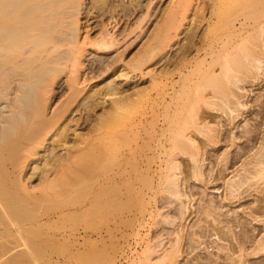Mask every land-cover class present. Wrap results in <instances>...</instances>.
I'll use <instances>...</instances> for the list:
<instances>
[{
	"label": "bare ground",
	"instance_id": "obj_1",
	"mask_svg": "<svg viewBox=\"0 0 264 264\" xmlns=\"http://www.w3.org/2000/svg\"><path fill=\"white\" fill-rule=\"evenodd\" d=\"M193 1L180 0L172 6L169 17L173 25L168 33L173 37L166 38L165 32H161L162 41L160 36L155 48L150 50L149 45L150 51L145 49L146 53L143 48L134 52L126 68L134 74L128 80L139 76L137 80L128 81L130 84L124 87H120L124 83L118 86L114 82L84 97L88 100L82 108L88 114L98 107L97 100L104 99L100 98L104 93L113 101L86 137L76 136L73 145L67 146L61 143L67 142L66 129L60 131L58 127L54 131L63 119L60 113L63 108L54 111L57 113L51 117L44 112L57 76L64 70L69 73L66 82L69 97L64 107L74 104L80 92L78 75L85 53L91 50L108 55L125 42L129 43L124 51L140 42L141 5L136 4L133 28L120 30L117 29L120 19L112 9L110 17L103 21L101 17V22L94 26L90 21L96 17L88 11L92 17L79 27L76 19L82 5L80 0H0V207L9 203L8 209L0 208V235L8 237L4 239L6 243L3 236L0 241L10 244L12 240L9 245L13 244L12 252L16 247L28 252L30 246L34 247L31 243L35 244L30 243L31 239L35 241L37 237L40 247L49 239L44 236L49 227L55 229V224L63 219L90 212L92 224L87 223V230L82 227L85 231H80L82 238L92 240L95 255L102 246L108 249L109 241L117 236L115 223L120 221L123 225V246L114 264H220V252H224L230 264H244L248 257L264 253V237L246 249L234 231L241 218L221 213L224 202L227 201L226 207L249 198L254 186H263L259 193L264 198V0H209L210 4L206 2L202 8L195 6L199 11L193 9L190 28L182 38L185 43L166 60L161 53L168 46L166 40L168 37L171 40L170 48L180 44L177 38L183 34L181 23ZM203 24L206 32L199 35L198 29ZM95 27L99 28L91 37ZM118 57L106 66L107 61L101 59L90 72L93 76L115 73ZM148 63L157 66L158 73L154 70L144 73ZM144 74L150 77L153 95L148 87L137 84ZM255 90L259 95L253 98ZM252 103L258 110L250 123L247 117L252 114ZM50 133L56 134L50 146L63 147L65 157L54 155L51 162L43 164L44 179L36 189L28 191L18 176L19 187L15 175L34 162L33 157L45 147ZM222 146L234 147V153L233 149L220 153ZM6 156L13 160L12 167L6 164L11 170L4 167L10 159ZM76 186H93L86 201L69 194ZM180 186L184 187L182 193L178 190ZM198 186L204 187V192L211 186L215 194H219L218 186H223L227 195L219 197V202L213 197L200 200L195 207L197 204L191 205L195 199L192 193L195 190L199 193ZM10 187L17 190L12 192ZM116 187L122 198L119 194L112 195ZM263 198L256 201L254 208L249 205L250 215L264 216ZM119 200L124 203L121 209ZM173 202L181 208L171 207ZM190 217L198 220L187 227L185 222ZM181 220L184 224L179 223ZM202 221L207 225L205 233L196 230ZM171 225L176 228L167 232ZM164 230L166 233L161 234ZM212 236L227 244L211 240L209 243H216L219 253L202 257L197 249L205 243L198 238L208 240ZM50 237L49 241L53 240ZM55 241L58 246V237ZM4 248L0 247V252L11 253L3 251ZM6 254L1 255L0 264L3 260L5 264ZM13 259L10 263L16 264Z\"/></svg>",
	"mask_w": 264,
	"mask_h": 264
},
{
	"label": "rangeland",
	"instance_id": "obj_2",
	"mask_svg": "<svg viewBox=\"0 0 264 264\" xmlns=\"http://www.w3.org/2000/svg\"><path fill=\"white\" fill-rule=\"evenodd\" d=\"M80 1H81L82 5L80 6V14H79L78 18L76 19L79 27L82 28L83 26H85L86 25L85 21H87L89 18L92 17V15L87 14L88 11H92L93 14L96 17V19L90 21L92 26H94L95 24L97 25L98 22L99 23L101 22L100 21L101 17H102L101 18L102 21H103V19H107V17H110L109 16V14L111 13L110 9H112V11H114L115 13L117 12L115 15L117 16V18L120 19V24L117 26V29L121 28L120 30H122L123 28L127 29V27L130 28V29H131V27L133 28L132 24L135 21L134 17L136 15L135 14L136 13L135 9H136L137 5L140 4L141 5L140 8L142 9L141 13H142V16H143V20H142V24H141V30H142L141 32H142V34H141L140 42L136 46L128 48L126 51H124V50H125V47L127 46V44L129 42L128 43L125 42L123 47L118 49L116 52L110 53L108 55L96 54L95 52H93L91 50L88 53H85V55L82 57L83 66H82L81 74L78 75L79 76L78 77L79 84H78L77 87H78L80 92H79V95H78V98H77L76 102L74 104H72V105L68 104V106L70 108H68V106L64 107L65 100L69 97V95H68L69 91L67 90L68 87H67V83L66 82L69 79L70 75H69V73L66 70H64L59 76H57V78L55 80V83L52 86V93H50V97H49L50 99L46 103V106H45L46 108H45L44 112H45V115H47L48 117H51L52 114L54 115L55 113H57V112H54V111L60 110L61 108H63V110H60V113H62L64 115L63 119L57 123V125L55 126L54 131L58 127H61L60 131H62L63 129H66L65 134H66V141L67 142H61V143H64V144L66 143L65 145H67V146L73 145V142H74L76 136L86 137L87 136L86 134H87L88 130L90 128H92L94 125H97L99 123V121L103 119V117L105 115V113H103V112L106 109H109L110 104L113 101V99L111 97L105 96V93H104L103 94L104 96L103 95L100 96V98H104V99H102V100L98 99L99 101L97 100V103H99L98 107H96L94 112H91L90 114H88L82 108V105L85 102H87V100H88V98L84 99V97L92 96V95H94V93L99 91L101 88L102 89H106L107 87H110V85H112L114 82L118 86H119V84L121 85L122 83H124V84H122L120 86V87H122V86L124 87L126 83H129L128 81H130V83H132L133 80H137L139 78V76H136L135 77L136 79L132 80V78H131V80H128L134 74H131L130 71L127 72V69L129 70V68H126V67H128V63L132 59V56H133L134 52H136L138 48H143L144 53H146V50L147 51L149 50V48H148L149 45L151 47L150 50L155 48L156 47L155 42L157 44V41L160 39V36H161V40H159V41H162L163 35H162L161 32H165V37L166 38H167V36H169L170 38L173 37V36H171V34L168 33V31H170V26L173 25L172 20L170 19L169 16H170V13H171V10H172V6L175 7L174 5H176V3H178V1H180V0H80ZM206 2H208V4H210L209 0H203V1L202 0H195V1H193L192 7L188 10V12L185 15V19L181 23L182 27L180 29V32H182L183 34H182V36L177 38V39H179V41H180L179 43L180 44H176L175 46L170 48L169 45H171L172 42L168 44V41H169L168 40L169 37H168V39L166 40V43H167L168 46H166V48H164V50H162L164 52H161V53H164L166 55L164 59H166V60L168 59L169 60V58L174 56V54H177L178 50H176V49H178L180 45L182 46V44L185 43V41H183L182 38H183V36H185L184 34H186L185 33L186 30L188 32V30L190 28V25L188 23L190 22V19H193L192 15H191V14L195 13V12L192 13L193 9H196L197 7L203 6V4L206 3ZM100 3H102V4H100ZM195 6H196V8H195ZM114 8H116V9L113 10ZM197 11H199V10H197ZM106 12H108V13H106ZM104 13L107 14L108 16L104 15ZM112 14H114V13H112ZM103 15L106 18L103 17ZM207 18H208V16H207ZM110 22H111V20H110ZM202 26H203V29L200 30L202 28ZM202 26L198 29L199 30L198 32L200 33L199 35H201L203 32H206V29H207L206 25H205V27H204V24ZM98 28L99 27H95V29L92 32H90L91 37H93V34H91V33H93ZM186 28H188V29H186ZM82 32L83 31H81V33ZM94 35H95V33H94ZM129 41L131 42V40H129ZM163 41H165V40L163 39ZM152 45H154V47H152ZM143 51H141V52L143 53ZM120 54H121V56L118 57V55H120ZM117 57H118V59H117L118 62L115 64V66H116V68L118 70H116L115 73L112 74L111 72H108V74L106 73V74H103V75H95V76H93L94 74L90 72V68H94L95 65L98 63V61H100L101 59H103V60L105 59L104 61H107V63L106 62L104 63V65L106 66V64H108V62L112 61V59L117 58ZM153 66H151V63H148L146 66H144V71H145L144 73H147V72L151 73L150 72L151 70L152 71L154 70L153 71L154 73H158L159 70L157 71V69H156L158 67L155 66V65H153ZM125 72L128 73L127 76L125 75L126 74ZM122 73L124 74V75H122V77L126 76L125 78L120 77ZM145 75L146 74H144V76L141 75L142 78L140 77V81H138L140 83H137V84L139 86H142V87H148V90H151L152 87H153L152 86L153 84H152V82L150 80L149 75L148 76L147 75L145 76ZM124 79H126V80H124ZM253 93L254 94L257 93V90H255ZM258 93H259V91H258ZM258 93L255 94L253 96V98L258 97V95H259ZM261 93H263V92L261 91L260 94ZM150 94L151 95L155 94L154 90H151ZM252 105H253L252 109H251V110H253L252 114H251V116L247 117V118L250 117V121H252V122L249 121L250 123L254 122V120H253L255 118L254 115H255L256 111L258 110V108L253 103H252ZM148 106H150V105H148ZM254 107H256V108H254ZM64 108H67V109H64ZM252 117H253V119H252ZM244 123H245V121H244ZM244 123L240 122L241 125L244 124ZM240 129H241V127H240ZM51 134L52 133H50L46 137V140L48 142H46V141L44 142L45 147L40 148L38 154L33 157L34 162H31L29 164V166L25 170H23L21 172V174L18 173V175H15V178L17 177V179H18V176H19V178L21 179V180L18 179V181L16 179L17 184H18V182L20 180L22 185L23 186L25 185L27 187L26 188L24 186L26 189H28V191H29V189L30 190L36 189L37 187H39L38 185L41 182H43V179H44L43 177H44V174H45V172H44L45 170L42 172V169H41V168H43V164H45L46 162H51V159H54L55 156L57 158L59 156V158H60V157H65V155H66V152H65L63 147H59V146L55 145V147L53 149V146H50V145H52V142L54 140H56V137H55L56 134H54L53 136H51ZM49 137H51V138H49ZM220 145H225V144H220ZM257 145H258V143L256 144V147H254V148H257L258 147ZM233 148L234 147H231L230 149H228V148H225V146H224V148L222 146V147H219L218 151L220 153L222 151H225V150L226 151L227 150L228 151H232ZM51 152H53V153H51ZM233 153H234V149H233ZM16 155H17V153H16ZM6 158L8 160L10 157L6 156ZM8 161H7L8 163L7 162L5 163L4 167H6L7 166L6 164H9V163L11 164V167L13 166L14 163H13L12 158H10ZM113 163H114V161H113ZM10 164H9V166H10ZM109 165H111V162L109 163ZM239 165H240V162L236 165V167L239 166ZM9 166H7L5 169L6 170H11L12 168L9 167ZM37 167L40 168L41 170L40 169H38V170L36 169L37 170L36 171L35 168H37ZM9 168H11V169H9ZM9 172H11V171H9ZM241 172H242V170H239L238 174H240ZM228 176L230 177L231 175L229 174ZM236 176H237V174H236ZM236 176H235V178H238ZM258 185H259V183H258ZM18 186H19V184H18ZM23 186H21V187H23ZM34 186H36V187H34ZM17 187L16 188L15 187H10V189H11V191L13 189L12 192H15V190H17ZM29 187H31L32 189L29 188ZM76 187L75 188L77 189L78 192H76V189L74 191V188H73L74 192L72 191V193H69V194L72 196V198L75 197L76 199H79L81 197L84 201L87 200V197L90 196V194H91V192L93 190V186H76ZM90 187H91V189H90ZM218 187H219V190H218L217 193H219V194L212 193L213 189L211 188V186H207L206 192H204V187L198 186L197 188L199 189V191H198L199 193H197L196 190L193 192V190H194V188H193L191 190V192H193L192 193L193 194V198L195 197V199L191 203V205L192 204L193 205L197 204V205H195V207H196V206H198V203L200 202V200L206 201V200H208V198H211V197H213L215 199V201L219 202L218 201V200H220L219 197L222 196V199L225 198V196L227 195L226 194L227 192L225 191V189H223V186H218ZM261 187H263V186H254V189L257 192L253 189L254 191H252V195L249 198L245 197L246 199L241 200L240 202H235L233 204H230L229 206L226 205V207L224 205L226 204L227 201L223 203V211L221 213L225 212V214H228L231 218L232 217L234 218V216L236 217V219H238V217H239V219L241 218L240 220L238 219L239 220V221H237L238 227H237V224H236V227H235L234 231L236 233V239L237 240L239 239L238 241H240L241 244H243L246 249L252 247V243H254V242L260 240L262 237H264V216H260L258 214L250 215V213H249L250 210L248 208L249 205H250V207L252 206L254 208L257 205L256 201L260 200L261 197L263 198L262 194L259 193L260 190L262 189ZM183 188H184L183 186H180L178 188V190L179 191L181 190V193H182V191L184 190ZM115 189H116V193H114L115 191L112 192L113 196H115V194L118 195L119 192L121 191V189H123V187L120 186V188H119L120 191L117 189V187ZM195 189H196V187H195ZM188 190H189V188H188ZM194 193H195V195H194ZM203 193H205V195H203ZM120 194H119V197L121 196ZM65 195H67V194H65ZM243 196H246V195H243ZM81 198H80V200H81ZM121 198H122V196H121ZM181 199L184 200V197L183 198L181 197ZM61 200H63V199H61ZM195 201H196V203H195ZM174 203L175 202H173L172 206L171 205L170 206L173 207V208L174 207L177 208L178 204H174ZM123 204L120 201L119 206L117 205L118 208L121 209V207H123ZM2 205H3L2 208H4V209H8L9 208V203H8V205H7V203H3ZM191 205H190V207H191ZM261 205L264 206V203H261ZM169 207H167V208H169ZM195 207H192V210ZM173 208H170V209H173ZM178 208H181V207L179 206ZM165 210H167V209L165 208ZM165 210H162V212H164ZM229 210H230V212H229ZM233 212H236V214L233 213ZM88 213L89 214H87V212H86V213H83L82 215L81 214L75 215V216L73 215L74 217L70 216L71 218L68 217L67 219H63L62 222L61 221L57 222L55 225L58 227V229H56L57 227H55L56 230L54 229L53 226H51L53 228V230H50V229H52L51 227H49V230H47V231L45 230V233L47 232L46 234L44 233L45 234L44 236H45L46 239H48V238L51 239L52 237H50V236H53V240L49 241V239H48V241H44L45 244L47 245L46 247L45 246L43 247V245H45L44 243L40 247L37 246L38 237L36 238L37 240H35V241H33V239H31L30 243L31 242H33V243L35 242V244L31 243L32 246L34 245V247L37 246L39 248L42 247L41 249L36 247L37 250H35L36 248L33 247L31 249V246H30V250L31 251L35 250V251H32V252H29L30 250L28 252L24 251L22 249L19 250L17 247H16V250H18V251H16V250L14 251L13 250V252H12V249H14V247H13V244L11 246H9L11 243H13V241L10 240V239L13 238V240H14L15 237L14 236L13 237L10 236L12 238H9L8 240H10L9 243L10 242L11 243L10 244H5L6 241H4V239L5 238L7 239L8 237H7L6 234H4L5 236H3V234H2V235H0V237L1 236L4 237L2 239H3V241L5 243L1 242L2 241L1 240L0 244L4 243L5 246L8 249L4 248L5 246L2 247V245H4V244H1V246H0L1 249L4 248L3 251H8L9 247H13V248H11V250H9V251H11V253H9V252H6L7 254L3 253V252H0V253L6 254L5 255L6 257L3 256L4 259L6 258V260H5L6 262H7V259H10L8 261L9 263L7 262V264H12V263H10V261H11V259H13L15 257H17V259L21 260L20 264L21 263H23V264L29 263V260H30V264H114L115 261L117 260V257L119 256V253L121 252V249H122V246H123V241H122V238H121V232H123V231H121V230H123V229H121V228H123L122 223H120V221L119 222L117 221V223H115V225H116L115 228L118 229V233H116L117 236L114 239L111 240L112 242L109 241L110 244L108 243V245H109L108 249H105L102 246V248L100 247L101 248L100 249L101 250L100 253L98 252L97 255H95L96 253L94 252V248H93V245L91 243L92 240L90 242H88L90 238L87 239L84 236L82 238V236H81L82 232L80 231L81 229H82V231H85L83 228H85L87 230V228H86L87 227V223H91L92 224V221H90L91 213L90 212H88ZM187 215L188 214L185 215V218L187 217ZM192 218L193 217H190V218H188L186 220L185 225H187V227H188V225L190 226L191 223L195 224L196 221L198 220L196 217H195V219L194 218L192 219ZM87 219H89V221H87ZM160 219H164V218H160ZM168 220H170V219H168ZM176 222H178V219L175 220V224H176ZM179 223L180 224H184V220H181V222H179ZM199 224L201 226H203V227L201 228V226L199 225L200 229L198 228L196 230L202 231V232L205 233V230L207 229L206 228L207 225L203 221L201 223H199ZM239 224H241V225H239ZM88 225H90V224H88ZM173 225H171L169 228L167 227L168 231L164 230V231H162L161 234L166 233V231L169 232L170 228H171L170 231L172 230V228H176V227H173ZM89 227H88V229H89ZM224 230L226 231V229H224ZM77 231L79 233H77ZM52 233H54V235ZM56 233H58V234H56ZM59 234H60V236H58ZM228 234L232 235L231 232L230 233L228 232ZM11 235H13V234H11ZM46 236H48V237H46ZM61 236H63V237H61ZM54 237L55 238L58 237V240L60 241V243H58V246L56 245L57 241L53 242L55 240ZM165 237L166 236H164V238ZM172 237H175V235L172 236ZM212 237L210 239H208V240L206 238H203V239H199L198 238L199 241H203L205 243L204 245H202L200 247L199 250L197 249V251L200 252L202 257H208V256L209 257H213V256L217 255L216 254L217 252L219 253V251H217V248H215L216 243L215 244L214 243H212V244L209 243L211 240L214 239L215 240V241L213 240L214 242H218L217 244H221L223 246L227 244V241H225V240L224 241L223 240L216 241V237H214V236H212ZM82 239L83 240L85 239V241L87 239L88 241H86V242L88 244L87 243L85 244V241H83ZM51 241L53 243H51ZM77 241L79 243H76ZM80 241H83V242L80 244ZM164 242H166V241H164ZM90 243H91V246L89 247ZM21 250H22V252H21ZM0 251H2V250H0ZM36 251H38L39 253L36 252ZM211 253H212V255H211ZM21 254H23V257H22ZM1 255H0V257H2ZM219 255L222 256L221 257V261H219L220 264H230V261L227 260L225 258V256H223L224 252L223 253L220 252ZM30 256H32L33 258H31ZM33 259L34 260L38 259V260H35L36 262H34ZM39 259H40V261H39ZM19 260L15 261V262H17L16 264H19L18 263ZM25 260H27V262ZM6 262H5V264H6ZM1 264H4V260H3V263H1ZM241 264H243V263L241 262ZM244 264H264V253L260 254V255H257V256L248 257Z\"/></svg>",
	"mask_w": 264,
	"mask_h": 264
}]
</instances>
